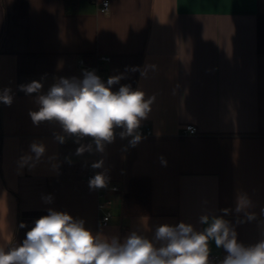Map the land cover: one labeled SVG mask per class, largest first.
Masks as SVG:
<instances>
[{
    "label": "crops",
    "instance_id": "crops-1",
    "mask_svg": "<svg viewBox=\"0 0 264 264\" xmlns=\"http://www.w3.org/2000/svg\"><path fill=\"white\" fill-rule=\"evenodd\" d=\"M109 1L110 11L101 13L97 0H0V88L15 93L11 107L0 104V245L19 246L49 208L83 219L94 234L121 240L133 231L151 239L158 225L181 221L202 230V210L221 215V209H234L238 190L251 197L258 217L237 227L238 240L258 242V221L264 220V0ZM88 54L110 56L105 83L125 74L113 91L131 84L155 97L142 122L153 134H142L146 139L124 151L131 137L120 139L118 128L106 146L107 187L120 188L106 190L112 212L106 225L99 218L100 191L88 183L90 173L103 171L91 167L101 154L76 156L73 139L63 145L53 140L58 125L34 127L28 115L37 109L33 97L17 90L45 76L44 92L54 78L82 79L87 69L78 61ZM145 63L156 66L147 78L125 72ZM188 125L197 133H185ZM34 139L44 141L47 153L34 171L17 175L16 162ZM53 153L59 175L47 161ZM135 178L150 179L152 212L123 217L122 196ZM42 194L53 202L45 204ZM225 218L234 223L236 214ZM209 247L221 260L226 255L214 242Z\"/></svg>",
    "mask_w": 264,
    "mask_h": 264
},
{
    "label": "clouds",
    "instance_id": "clouds-1",
    "mask_svg": "<svg viewBox=\"0 0 264 264\" xmlns=\"http://www.w3.org/2000/svg\"><path fill=\"white\" fill-rule=\"evenodd\" d=\"M155 68L145 63L142 67H126L125 72L138 71L141 78H147L149 71ZM82 77L54 78V83L44 92L45 76L40 81L18 85L17 90L33 97L31 102L37 109L29 110L28 115L34 127L45 123L58 125L60 130L52 131L53 140L63 145L73 139L79 145L76 156L101 154L102 158L91 167L103 171L88 182L89 188L96 190L106 188L110 180L104 157L106 146L115 142L116 129H121L120 139L131 137L124 151L138 146L146 139L140 129L142 122L149 118L155 97H146L140 87L133 89L131 84L113 91V86L126 78L124 73L110 76L106 83L95 70H84ZM14 96L10 86L0 88V104L11 107ZM187 131L194 134L195 128ZM86 139L90 142L82 143ZM46 153L47 145L43 140H32L28 152L16 162V174L22 175L25 168L34 171ZM65 160L72 163L70 157ZM159 160L161 165H167L163 156ZM47 161L51 170L59 175L58 154L48 156ZM53 199L51 194L41 195L45 204H51ZM254 207L251 197L238 190L234 209H221V215L212 209L202 210L198 217V223L204 226L202 230L184 221L176 225L165 223L155 228L151 239L133 231L123 240L118 236L94 234L85 227L83 219L49 208L48 214L35 221L19 246L6 249L0 245V264H214L209 259L210 242L226 253L218 264H264V220L258 221L262 236L258 242L246 246L238 240L237 227L258 220L257 213L252 211ZM232 213L236 214L234 223L225 218ZM259 215L264 216V208ZM20 227L26 225L22 223Z\"/></svg>",
    "mask_w": 264,
    "mask_h": 264
},
{
    "label": "trees",
    "instance_id": "trees-1",
    "mask_svg": "<svg viewBox=\"0 0 264 264\" xmlns=\"http://www.w3.org/2000/svg\"><path fill=\"white\" fill-rule=\"evenodd\" d=\"M70 0H67L69 4ZM72 1V0H71ZM85 61L95 66L98 56L95 54L84 55ZM152 184L150 179L135 178L130 182V188L122 196L121 215L123 217L146 216L152 212Z\"/></svg>",
    "mask_w": 264,
    "mask_h": 264
},
{
    "label": "built area",
    "instance_id": "built-area-1",
    "mask_svg": "<svg viewBox=\"0 0 264 264\" xmlns=\"http://www.w3.org/2000/svg\"><path fill=\"white\" fill-rule=\"evenodd\" d=\"M98 2V0H97ZM99 11L101 13H108L110 11V1L109 0H103V1H99ZM110 61V56L109 55H105V54H101L98 56V61L97 64L95 66L88 64L84 57H81L78 61V65L80 67H83L87 70H91V69H96L98 72V76L101 79H104L106 77L105 75V68L106 65L109 63ZM190 127H194L195 128V133H197V128L194 125H188L184 128V132L185 133H189L187 131L188 128ZM140 132L142 134H147V135H151L153 134V130L150 127H146L144 125L141 126ZM192 134V133H189ZM0 149H1V142H0ZM95 174L94 173H90L88 175V179L92 178ZM111 189V190H119L120 188L117 185H113L111 187H106V188H101L99 189L100 194H99V198H100V202H99V210H100V223L103 225H106L109 223L111 216H112V212L109 209V204H110V200H108L105 197V193L106 190ZM210 261H213L214 264H218V262L221 260V258L217 255L214 254H210L209 256Z\"/></svg>",
    "mask_w": 264,
    "mask_h": 264
}]
</instances>
